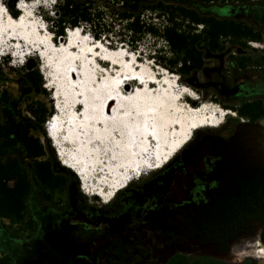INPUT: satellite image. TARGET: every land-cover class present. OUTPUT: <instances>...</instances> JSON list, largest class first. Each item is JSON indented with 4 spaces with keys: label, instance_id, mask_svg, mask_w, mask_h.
<instances>
[{
    "label": "trees",
    "instance_id": "1",
    "mask_svg": "<svg viewBox=\"0 0 264 264\" xmlns=\"http://www.w3.org/2000/svg\"><path fill=\"white\" fill-rule=\"evenodd\" d=\"M18 1L2 2L12 17L20 13L16 8ZM51 1L50 15L42 14L41 17L53 41H65L66 29L77 27L107 48L123 47L136 54V59L140 54L153 58L167 70L175 71L180 79L191 73L205 75L209 66L206 55L216 56L221 51V38H229L235 44L240 40L260 39L252 36L250 25L235 16L237 6H227L235 8L231 9L232 13L221 16L213 10L212 0ZM147 38L153 44L146 53L142 43ZM157 41L162 42L160 48H156ZM161 51L163 55H159ZM260 63L257 73L264 77V56ZM35 75L33 70H27L21 76V84L34 89ZM1 100L0 219L8 221L4 227L9 236L18 237L22 231L33 232L37 226L28 206L32 180L39 186L55 187L64 185L69 179H77L68 167L59 165L45 131H42L45 142L32 134V130L40 128L53 112L46 113L41 104L37 106L38 102H34L28 108L30 115H23L16 108L15 99L7 98L4 93ZM232 110L254 123L264 118V101L260 98L247 100ZM12 148H18L22 156L6 152ZM116 195L117 192L113 197ZM195 216L193 226L200 240L215 244L219 252L228 250L232 240L253 230L256 224L262 225L260 239L264 243V167L253 161L246 162ZM0 264H13V258L5 254L0 257ZM170 264L232 263L213 257L178 256Z\"/></svg>",
    "mask_w": 264,
    "mask_h": 264
},
{
    "label": "bare ground",
    "instance_id": "2",
    "mask_svg": "<svg viewBox=\"0 0 264 264\" xmlns=\"http://www.w3.org/2000/svg\"><path fill=\"white\" fill-rule=\"evenodd\" d=\"M28 2L19 0L16 8L20 13L12 17L0 1V47L11 50L9 55L13 52L14 55L26 56L35 52L39 58H44L41 59L45 69L51 66L57 69L54 72L50 68L51 75L47 74L46 87L52 86L53 100L58 92V101L54 103V112L45 123V130L52 144L54 141L53 146L58 147L62 164L75 175L79 174L81 189L85 193H92L109 202L134 178L122 177L116 186L107 188L98 184L99 187L94 188L95 170L106 160L112 166H131L137 176L144 169L158 170L191 140L196 130L217 127L226 115L233 114L229 109L209 106L205 102L188 107V97L194 100L197 97L185 86L179 87L174 74L163 68H159L158 72L151 71L136 59V54L123 47L107 48L99 40L82 33L80 28H68L70 35L66 36L65 41H60L62 45L58 49V43L53 41L46 24L40 20L39 26L44 27L41 29L31 22ZM40 39L46 43L42 44ZM69 42L71 48L66 49ZM63 49L69 56L60 54ZM85 61L95 69H85ZM114 73L117 75L114 76ZM122 77L127 84L124 89L121 85L115 89L120 96L116 103L120 110L110 112L108 108L114 104V100H110L105 104L104 115L101 112L102 99L98 95L110 93L111 85ZM51 78L54 80L51 81ZM100 80L104 83L103 88ZM142 85L148 88L142 89ZM60 92L65 95L63 98ZM81 109L83 111L78 113ZM60 146L70 147L69 154H64L66 148L63 151ZM233 244L231 242L228 251L222 255L225 256L224 260H236L247 252L244 248L235 250ZM249 246H257V253L264 257L261 240Z\"/></svg>",
    "mask_w": 264,
    "mask_h": 264
},
{
    "label": "rangeland",
    "instance_id": "3",
    "mask_svg": "<svg viewBox=\"0 0 264 264\" xmlns=\"http://www.w3.org/2000/svg\"><path fill=\"white\" fill-rule=\"evenodd\" d=\"M0 1L3 2V0ZM29 2L28 5L31 7L28 9L32 18L31 22H33L35 26H39L41 25L40 20L43 21L41 15L47 13L50 15L49 11L52 1L30 0ZM211 4L214 5L213 10L221 16L227 13H232L231 9L235 8H229L227 6H237L238 8H235V16L243 23L250 25L253 28L252 36H259L260 39L240 40L235 44L232 43L229 38H221V51H219L216 56H211L210 54L206 55V61L209 66L208 69L205 70V75L191 73L189 77H183L180 79L175 71L171 72L167 70L158 61H154L153 58H149L145 54H140L137 60L140 63H144L148 69H151V71L158 72L159 68H163L174 74V78H176L179 87L185 86L188 91L197 97L195 100L188 97V103L191 105L205 102L209 106L214 105L215 107L229 109L233 112V114L229 113L226 115L224 121L217 127L196 130L193 133L192 139L184 147L189 146L191 148H199L202 145L204 146L205 142H213L214 145L215 143H218L219 146L223 145L226 148H229L230 151L237 153V157H232V166H238L242 169L248 160H253L261 167H264V118L259 119L254 123H250L245 117L239 116L232 110V107H238L242 102L247 100L260 98L264 101V77L259 76L257 73L259 70L257 66L258 64H261L260 62H262V57L264 56V0H212ZM32 9L33 15L35 16L32 15ZM177 21L180 23V20ZM200 28L201 25H198V29ZM40 41H42V44L46 43L43 42L42 39H40ZM54 42L60 43V40ZM152 44V40L147 38L142 43L143 52L147 53L148 50L152 48ZM161 44V41H157L156 48H160ZM0 49V122L3 121L1 113L3 102L1 96L4 93L7 98H13L16 100V108L20 110L23 115H30L28 108L34 102H38L37 106L41 104L40 106H42V109L45 110L46 113L54 112L53 105L58 101L56 98L58 92L57 94L55 93L56 95L53 100V92L51 93L52 86L50 85L49 87H46V80L48 79L47 74L51 75L50 68L54 70V72L57 71V69L53 66L45 69L44 62H42V59L44 58H39L35 55V52L26 56L17 55V53L14 55L13 52L9 55L8 52H11V50H4L2 46ZM20 50L22 51V48H20ZM19 52L20 51H18V53ZM160 54L163 55V51H161L159 55ZM13 55L17 56L13 57ZM240 62L242 65H239ZM106 66L107 63L104 67ZM27 70H33L36 72V87L34 89H30L26 85L21 84V76L27 72ZM52 75H54L53 72ZM61 76L63 78L64 75L61 73ZM53 80L54 79L51 78V81ZM128 87L131 88L132 86ZM60 93H62L63 98L65 95L63 92ZM60 113L61 115H64L62 112ZM45 123L46 121L40 125V128L32 130V134L39 136L45 142L42 133L43 130L45 131V136L50 141L59 165L63 166L56 153L55 147L52 144V140L47 135ZM60 147L63 151L64 148H66L64 154H69L70 147ZM231 148L234 149L231 150ZM6 152L14 156H22L21 151L18 148L9 149ZM95 171L94 188H96L98 184H103L102 187L107 188L116 186L122 177H133L134 180L132 181H135L145 173L151 172L148 169H144L141 170L142 173L137 176V172L131 166L122 167L117 164L112 166L109 165L107 160L105 164L101 165ZM73 174L80 186L79 191L81 195L94 203V205L107 203L104 202L103 198L101 200V197L99 196H95L92 193H85L83 189H81L82 183L78 176L75 175V173ZM89 185L92 186V183L89 182ZM46 189V186H39L37 181L32 180V190L28 198V206L32 214L41 213L44 210V196L50 194L47 193ZM64 200L65 199L62 197L55 203ZM6 224H8L7 220L0 219V257L5 254L10 255L13 258V264L74 263V253L77 248H79L80 244L76 235L62 233L52 241L51 249H54L55 252L58 251L60 256L51 253V250L45 249L40 243L34 244L35 258L32 259V257L28 255L29 248H31L32 245L28 240L26 232H21L18 238L13 239L9 236L8 230L4 227ZM261 229L262 225L256 224L253 230L241 233L232 240L234 242L233 245L235 250L240 251V249L242 250V248H244V250L247 251L244 253L245 255L236 260H224L225 256L219 255L216 247L209 243L197 244L193 242L191 245L192 250L187 251L185 254H181V256L187 258L213 257L232 264H264V257L257 253V246H249V244H255V242L259 240ZM245 243L248 245H245Z\"/></svg>",
    "mask_w": 264,
    "mask_h": 264
},
{
    "label": "flooded vegetation",
    "instance_id": "4",
    "mask_svg": "<svg viewBox=\"0 0 264 264\" xmlns=\"http://www.w3.org/2000/svg\"><path fill=\"white\" fill-rule=\"evenodd\" d=\"M202 146L184 147L171 162L132 181L102 205L81 195L74 179L46 186L50 194L44 196V210L33 213L36 229L22 231L32 245L28 255L34 259L33 246L40 243L60 256L51 243L62 233L74 234L80 241L73 264H170L192 250L193 242L205 244L193 226L195 215L240 168L232 166L237 153L229 148L213 142ZM62 197L64 201L55 203ZM76 210L90 220L109 219L111 223L104 229L89 228L74 221Z\"/></svg>",
    "mask_w": 264,
    "mask_h": 264
},
{
    "label": "water",
    "instance_id": "5",
    "mask_svg": "<svg viewBox=\"0 0 264 264\" xmlns=\"http://www.w3.org/2000/svg\"><path fill=\"white\" fill-rule=\"evenodd\" d=\"M3 6H5L4 4H3ZM16 7H18V5L16 4ZM4 9H5V7H4ZM69 29H67L66 31H65V33H66V36L68 37V35H70L69 34ZM54 107H56V105H54ZM47 122V121H46ZM60 160V159H59ZM121 191V190H120ZM72 200V199H71ZM72 202H73V200H72ZM74 221H78V222H81V223H85V224H87L88 225V227L89 228H102V229H104V228H107V227H109V225H110V220L109 219H101V218H98V219H95V220H90L89 218H87L82 212H80V211H78V210H76V216H75V220ZM259 238H260V236H259ZM261 240V239H260ZM262 242V241H261ZM263 243V242H262ZM264 244V243H263ZM219 254L221 253V252H219V251H217ZM225 252V251H224Z\"/></svg>",
    "mask_w": 264,
    "mask_h": 264
}]
</instances>
